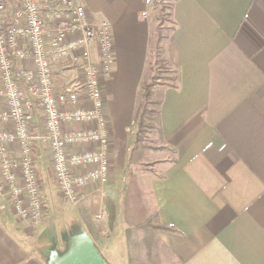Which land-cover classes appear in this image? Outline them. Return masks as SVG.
Segmentation results:
<instances>
[{
	"label": "crops",
	"instance_id": "0c3cea01",
	"mask_svg": "<svg viewBox=\"0 0 264 264\" xmlns=\"http://www.w3.org/2000/svg\"><path fill=\"white\" fill-rule=\"evenodd\" d=\"M84 2L93 20L111 23L115 43L112 73L103 81L113 141L110 180L90 185L78 205L69 204L55 182L50 149L36 140L47 214L35 225L0 207V264H48L51 240L73 221L106 259L116 261L117 251L120 264H134V243L149 246L156 264H264V0H173L164 46L179 81L162 90L160 147L146 152L148 168L134 171L135 111L149 77L158 0ZM52 66L58 85L82 81L80 58ZM132 174L141 206L174 231L137 226L143 209H130L127 220ZM100 211L103 221L95 219Z\"/></svg>",
	"mask_w": 264,
	"mask_h": 264
},
{
	"label": "built area",
	"instance_id": "2783aa9c",
	"mask_svg": "<svg viewBox=\"0 0 264 264\" xmlns=\"http://www.w3.org/2000/svg\"><path fill=\"white\" fill-rule=\"evenodd\" d=\"M74 58L82 81L58 85L53 61ZM114 63L111 23L93 20L84 0H0L1 209L35 225L44 221L48 200L36 140L50 149L55 182L69 204L78 205L90 185L108 184L113 141L103 81ZM41 123L44 132L37 131Z\"/></svg>",
	"mask_w": 264,
	"mask_h": 264
},
{
	"label": "trees",
	"instance_id": "16d2710c",
	"mask_svg": "<svg viewBox=\"0 0 264 264\" xmlns=\"http://www.w3.org/2000/svg\"><path fill=\"white\" fill-rule=\"evenodd\" d=\"M158 29L159 27L157 24L152 43L149 77L144 81L142 85L135 111V139L129 154V163L131 165L138 164V162H140L144 158L146 152L152 149L151 146H148L145 143V136L147 132L149 130H154L157 133H161L160 107L162 102L161 94L163 88L166 86H176L179 81V70L175 66H173L168 59V62L174 67V71L176 73L175 81L162 82L159 77L155 78V75L152 72L153 65L157 61L158 56L164 54L165 58H167L165 54V46L163 44L165 36H162L159 33ZM125 199L127 210L126 216L128 221H130V219H128L130 209H143L145 215L142 218L140 217V219L136 221L137 226L169 231L175 230L172 227L158 221L156 215L149 216L148 210L141 206L142 192L136 174H132L130 177ZM110 218L111 220L114 219V214L112 212L110 214Z\"/></svg>",
	"mask_w": 264,
	"mask_h": 264
},
{
	"label": "rangeland",
	"instance_id": "374dc122",
	"mask_svg": "<svg viewBox=\"0 0 264 264\" xmlns=\"http://www.w3.org/2000/svg\"><path fill=\"white\" fill-rule=\"evenodd\" d=\"M173 0H158L157 5V17H158V31L162 36H167L173 27V19L171 15V8H172ZM164 44V41H163ZM153 74L155 75V78L159 77L162 82H173L176 78V73L174 71V67L168 62L167 58H165L164 54H161V56H158L157 61L153 65ZM158 133L154 130H149L146 134L145 143L148 146H151L152 148H159V141L157 140ZM150 163L145 160L144 158L138 162V164H134L133 168H131L132 171L137 169H145L148 168ZM65 204V203H64ZM67 204V203H66ZM61 204L58 209L57 213L60 214L64 209ZM71 214V213H70ZM70 214L65 215V218L69 220ZM60 225V223H58ZM139 239V238H138ZM134 250V264H156L155 258L152 254L151 249H149V246L147 247L145 244H141L140 246L135 244L133 245ZM102 254L105 256V258H108L106 256L107 253L101 251ZM115 254V256H114ZM113 258H116V261L107 259L110 264H120L119 261H117L118 258V252L114 250L112 254Z\"/></svg>",
	"mask_w": 264,
	"mask_h": 264
},
{
	"label": "water",
	"instance_id": "95a60500",
	"mask_svg": "<svg viewBox=\"0 0 264 264\" xmlns=\"http://www.w3.org/2000/svg\"><path fill=\"white\" fill-rule=\"evenodd\" d=\"M48 264H110L87 229L78 221L62 228L51 240Z\"/></svg>",
	"mask_w": 264,
	"mask_h": 264
}]
</instances>
